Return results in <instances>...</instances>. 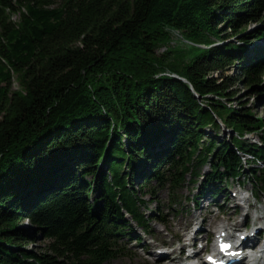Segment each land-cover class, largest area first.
<instances>
[{
  "label": "trees",
  "instance_id": "obj_1",
  "mask_svg": "<svg viewBox=\"0 0 264 264\" xmlns=\"http://www.w3.org/2000/svg\"><path fill=\"white\" fill-rule=\"evenodd\" d=\"M52 4L0 0V264H109L165 223L142 193L172 209L188 176L197 206L244 175L264 194V119L231 105L264 97V0Z\"/></svg>",
  "mask_w": 264,
  "mask_h": 264
},
{
  "label": "rangeland",
  "instance_id": "obj_2",
  "mask_svg": "<svg viewBox=\"0 0 264 264\" xmlns=\"http://www.w3.org/2000/svg\"><path fill=\"white\" fill-rule=\"evenodd\" d=\"M60 1L61 0H53V7L59 5ZM13 20H17V17H14ZM260 29H264V18L261 21L251 23L248 26V33H254ZM222 30L225 34L230 33L225 25L222 27ZM175 38L178 40L181 37L176 34ZM232 40L236 42L238 41V38H232L231 41ZM251 40L253 39L251 38ZM258 44H264V40ZM164 51L165 48H162V50L159 51V54ZM227 75H237L239 78H242V74L236 68L227 72ZM215 76L217 77L218 74H215ZM12 89H19V85L16 80H13ZM232 90L238 93L237 98L231 103L232 106L236 107L238 101L243 100V102L248 103L249 107L254 109V114L256 116L264 119V97L251 93L250 90L242 83H237ZM208 132L210 134L212 132L211 129L208 130ZM231 134V130L222 127L221 137H219V140L221 141L224 137L228 138ZM245 138L250 140L251 143L258 142L257 134H250ZM209 172V166H204L200 175L203 176ZM192 181L193 178L188 176L186 184L181 189L176 190V196L178 199H181L180 201L182 206L179 203V206L174 205L172 209L169 207L171 204V191L169 187L164 189L158 188L156 196H152V198L150 193L143 192L142 197H144L148 204H150L151 210H155L156 206H158L156 203L151 205V201L160 202L161 209L158 213H161V215L164 216L165 223H160L156 219L153 220L150 224L152 230L151 234H145L141 229H138L137 235L141 237L140 243L131 239L120 240V246L124 247L125 251L109 264H155L158 261L155 254L159 251H167L175 261L172 264L193 263L191 261L184 260L187 253L180 255L179 250L183 243L188 242V239H186L187 237L194 236V229H196L199 224H203L205 226V232L198 237L199 241L196 242L195 247L198 250L204 247V250L201 252L197 260H195L197 263L205 259V256H207L205 252L209 253L214 249L216 239L215 231L218 230H216L217 226H236L237 223L240 222V226L235 228V230L240 231V233L250 232L252 226L260 227L262 225L264 227V194L258 193L259 195H257L254 192L252 184L248 182L249 178L247 175L237 177V179L229 180L225 183V188H223L217 198H213L210 193L199 196L198 206L195 204L196 200L193 201L192 199L198 194V187L202 183V178L197 184H191ZM239 187L242 188L244 196L249 199V213L246 208H243L239 204L243 203L234 197V193H237V196L240 197L241 193L239 191ZM246 206L247 204H245V207ZM175 208L177 210H175ZM147 213L150 215L151 211L148 210ZM244 217L246 218L244 219ZM257 217L261 218L260 220L262 221H256L254 224ZM20 226L27 228L29 225L26 220H22L20 222ZM259 237L261 238L258 239L255 244H258V242H261L264 239V232H262ZM207 239L208 243H206ZM45 246V240L37 237L33 243L27 244L26 248L28 250L43 251ZM194 248L188 247L187 249H190L189 251H194ZM181 258L182 261H180Z\"/></svg>",
  "mask_w": 264,
  "mask_h": 264
},
{
  "label": "bare ground",
  "instance_id": "obj_3",
  "mask_svg": "<svg viewBox=\"0 0 264 264\" xmlns=\"http://www.w3.org/2000/svg\"><path fill=\"white\" fill-rule=\"evenodd\" d=\"M237 200L238 201H241L243 203V204H241V203H239V204L242 205L243 208H246L248 210L247 212L249 213L250 212L249 211V205H250V203H248L249 202V199L247 197H242V198L240 197ZM245 204H247L246 207H245ZM246 215H248V214H246ZM245 218L246 217H244V219ZM260 219L261 218L257 217L256 220L254 221V224L256 223V221H262ZM239 226H240V222H238L236 226H229V225L217 226L216 230L217 229L218 230L215 231V233H216L217 236H216V239H215L216 241H215L214 244H216V242H218V241L231 242V244H233V247L235 248V250L238 252V255L241 254L243 243H245L246 245H248L249 248L255 249V247H256L255 246L256 245L255 243L259 239V236H260L261 232H264V227L262 225L261 226L259 225L260 227L252 226V228L250 229V232H248V233L241 232L240 233V231L235 230V228L236 227H239ZM204 227L205 226L203 224H201V225L199 224L198 227L196 228L197 229V232H194V236H193V241L195 242L194 245L196 244L197 241H199L198 240L199 239L198 238L199 236H197V235L200 234V233L205 232ZM262 241L264 242V239ZM183 250H188V249H187V247H185V246L183 247L182 246L180 248L179 252L180 251H183ZM203 250H204V248L203 249H200L198 251H195V255H197V256L200 255ZM260 252L263 255V257L261 259H259L257 261V263L258 264H264V254H263L262 251H260ZM260 252H257V254L260 253ZM155 255L158 258V261L155 264H172V263L175 262L173 260V258L170 256V254L167 251H162V252L159 251ZM190 258H192V257H190ZM252 258H253V254H252V257L250 259H252ZM246 259H247V257H246ZM193 260H195V259H193ZM180 261H182V259H180ZM243 262H242V264H243ZM190 264H199V262L196 263L194 261L193 263H190ZM201 264H207V261L204 260L203 263H201Z\"/></svg>",
  "mask_w": 264,
  "mask_h": 264
},
{
  "label": "snow or ice",
  "instance_id": "obj_4",
  "mask_svg": "<svg viewBox=\"0 0 264 264\" xmlns=\"http://www.w3.org/2000/svg\"><path fill=\"white\" fill-rule=\"evenodd\" d=\"M224 247H227V246H224Z\"/></svg>",
  "mask_w": 264,
  "mask_h": 264
}]
</instances>
